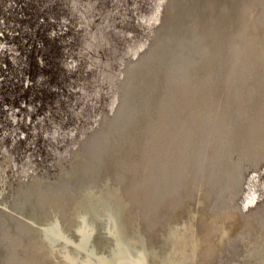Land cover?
<instances>
[{"label":"rangeland","instance_id":"374dc122","mask_svg":"<svg viewBox=\"0 0 264 264\" xmlns=\"http://www.w3.org/2000/svg\"><path fill=\"white\" fill-rule=\"evenodd\" d=\"M120 210L129 264H264V0H0V264H116Z\"/></svg>","mask_w":264,"mask_h":264},{"label":"bare ground","instance_id":"6f19581e","mask_svg":"<svg viewBox=\"0 0 264 264\" xmlns=\"http://www.w3.org/2000/svg\"><path fill=\"white\" fill-rule=\"evenodd\" d=\"M93 216L94 217L91 220L88 221V223H87L88 226L86 227V230L84 231V233L83 232H79L77 238L78 237H83V236L85 237V233H87L88 236H89V234L92 236V234L97 231L98 224L95 221H97L99 223L100 220L101 221H103V220H102V217H101L100 213H98V214L95 213ZM113 218H114V223H115V226H116L115 233L114 232L113 233L115 235H117V237H119V238H122L123 237V238H122L121 241H119V244H116L111 249L112 251L106 252L105 255L108 256V258L111 260V262H114L116 264H129L130 263L128 261L129 259H128V257H125V255H124L125 254V251H123L124 246H126L125 240H126V243H127V237H126L127 234L126 235H123V233H121L122 230H125L126 231V229H128L129 227L126 226V229L125 228H122V225H124V223H122L121 221H119L120 218H122V210H120L117 214H114ZM62 219L63 220L60 222L59 227L62 229V231L64 230L66 232L67 228H69V224H68L69 222H67L66 214L63 215ZM133 220H134V218H133ZM134 224H135V222H132V225H134ZM103 225L104 224H102V226ZM118 227H119V229H118ZM81 230H79V231H81ZM117 233H121L122 234V237H120ZM84 240H85V238H84ZM112 252L114 254H112ZM115 253H117V254H115ZM137 257H139L140 259L138 260V262L136 264H146V262L148 260L147 259L148 256H137ZM64 263L70 264L66 260H65Z\"/></svg>","mask_w":264,"mask_h":264}]
</instances>
